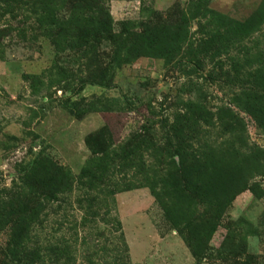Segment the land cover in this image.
<instances>
[{"label": "rangeland", "instance_id": "obj_1", "mask_svg": "<svg viewBox=\"0 0 264 264\" xmlns=\"http://www.w3.org/2000/svg\"><path fill=\"white\" fill-rule=\"evenodd\" d=\"M0 264H264V0H0Z\"/></svg>", "mask_w": 264, "mask_h": 264}, {"label": "trees", "instance_id": "obj_2", "mask_svg": "<svg viewBox=\"0 0 264 264\" xmlns=\"http://www.w3.org/2000/svg\"><path fill=\"white\" fill-rule=\"evenodd\" d=\"M35 258H36V260L39 258L38 254H35ZM38 260H39V259H38Z\"/></svg>", "mask_w": 264, "mask_h": 264}]
</instances>
